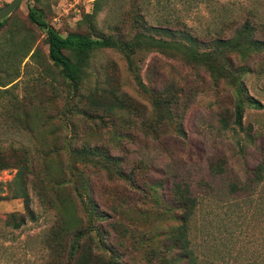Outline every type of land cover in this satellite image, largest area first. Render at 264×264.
I'll return each instance as SVG.
<instances>
[{"label":"rangeland","instance_id":"1","mask_svg":"<svg viewBox=\"0 0 264 264\" xmlns=\"http://www.w3.org/2000/svg\"><path fill=\"white\" fill-rule=\"evenodd\" d=\"M8 1L0 0V7ZM32 5L40 7L62 35L91 31L87 13L93 15V27L100 34L129 37L139 15L156 37L161 36L159 27L171 28L174 34L165 36L171 47L139 51L134 57L146 91L123 55L113 50L90 55L83 88L124 93L146 107L150 118L151 90L159 95L166 82L183 86L185 95L192 93V102L178 118L161 108L171 119H163L158 138L142 128L136 112L129 114L136 122L132 128H123L124 119L101 116V120L94 113L68 120L62 114L64 100L52 90L61 93V85L52 75L45 32L27 18ZM11 19L12 25L0 33V77L5 82L0 85V139L14 140L4 145L9 166L0 170V264H73L72 229L79 227L84 231L79 239L91 237L94 251L106 253V264H111L112 252L127 264H148L143 251L153 245L162 249L175 223L177 210L169 202L168 190L173 179L186 182L199 195L191 234L199 264L251 263L257 254L264 255V182L256 186L249 182L264 141V50L245 59L235 52L232 64L212 73L203 62H188L174 48L184 42L190 45V36L199 51L212 50L214 39L233 40L245 24L254 28L251 39L264 41V0H23ZM26 29L33 45L28 56L21 57L11 45ZM33 50L37 55L31 58ZM9 57L18 77L7 83ZM26 89L34 97H23ZM246 94L262 106H246L237 126L234 105ZM39 100L45 103L43 109ZM28 101L38 105L39 112L24 113L30 105L21 103ZM23 118L29 128L17 129ZM179 122L185 131L182 139L174 132ZM107 151L121 160L105 159ZM20 163H27L28 182L36 183L41 193L28 186L33 218L28 217L23 198L13 197ZM119 168L134 182L121 179ZM218 168L220 172H214ZM154 190L160 194L158 205L151 195ZM85 199H92L94 207ZM96 206L108 217L93 215ZM11 215L15 219L23 215L24 223L14 227ZM58 223L72 232L61 233L56 241L52 230ZM240 255L246 259L237 258Z\"/></svg>","mask_w":264,"mask_h":264},{"label":"trees","instance_id":"2","mask_svg":"<svg viewBox=\"0 0 264 264\" xmlns=\"http://www.w3.org/2000/svg\"><path fill=\"white\" fill-rule=\"evenodd\" d=\"M18 6L14 9V11ZM13 11V12H14ZM13 12L0 21V33L3 30H7L11 25V16ZM88 23L90 24L91 31L82 30H71L65 35H62L57 29L51 26L43 15V11L40 7L32 5L28 8L27 18L31 24L36 25L40 29L44 30L45 38L44 42L47 45V56L51 64L52 69H55V74L52 73L53 77L61 85V93L58 89L52 88L56 97H60L64 100V109L62 114L70 120L72 115H79L82 117H92L91 113L101 119V116L114 117L115 119H124V127H134L136 124L133 116L129 115L130 112H136L142 120L140 125L145 130L147 129L156 138L160 136V126L163 122L164 113H161V108H167V115L170 117L178 118L180 113L189 106L192 102L191 96L185 95L183 93V86L175 84L174 81L166 82L162 85V90L160 94H154L151 90V98L153 105V118L148 117L146 110L141 104L133 100L131 97L124 93H118L115 89L109 88L102 90H84L83 81L86 76L85 68L87 67L90 55L98 50H113L122 54L125 58L129 70L132 72L137 83L143 87V90H147L146 86L141 82L139 77V65L135 62L134 57L139 51L150 50L151 48H156L159 51H164L169 48L170 41H168L165 36H171L174 34L169 27H159L162 30L161 36L155 35L153 33V28L148 27L147 21L142 15H139L134 19L132 34L129 37H124L118 32L114 34H100L96 32L93 27L91 17L92 14L87 13L86 15ZM254 28L249 24H245L243 30L238 32L233 40H224L221 38L214 39L215 43L212 50L199 51L198 47H195V38L188 36V33H184V36H188L187 45L185 42L180 44V47L175 46V51H180L183 53L184 57L188 62H193L192 60L201 61L204 63L206 69L212 73L217 70L228 66L233 63L232 55L237 52L240 58L245 59L247 54L256 51L264 50V41H256L251 39ZM33 45L32 33L26 29V32L22 35L19 42L12 44V50L18 51L21 57H26L30 53ZM10 50V48H9ZM8 50V51H9ZM7 54H10L8 52ZM37 55V50H33L30 55L31 58ZM13 57L5 59L9 63V70L6 72V82L9 83L18 77V70L11 62ZM214 58L216 60H214ZM199 63V62H197ZM249 71V69H246ZM49 72V71H48ZM0 85H5L0 77ZM34 92L30 94V91L26 89L23 97L32 98L34 97ZM32 95V96H31ZM51 97V96H47ZM52 99V97H51ZM50 99V100H51ZM38 105L43 109L45 103L39 100ZM44 103V104H43ZM23 106L29 104L30 107H25L23 112H39V107L33 101L22 102ZM261 107V103L258 99L247 95L245 97H239L236 99L234 105V124L241 126V119L243 116V111L245 107ZM30 109V110H29ZM225 115V114H224ZM227 116V115H226ZM24 117H28L25 115ZM136 117V115H135ZM168 117V118H170ZM222 117V116H221ZM153 124L151 123L152 120ZM171 119V118H170ZM102 120V119H101ZM28 121L23 118L21 123H17L15 127L17 129L29 128L27 126ZM122 127V126H121ZM175 134L180 138L185 137V131L182 123H178L174 126ZM13 139H0V170L5 169L9 166L8 159L5 157L7 147L5 143H13ZM4 146V147H3ZM9 148V147H8ZM107 158L115 157L111 155L108 151ZM79 155H82L80 153ZM105 157V154H102ZM111 156V157H110ZM119 157H115L114 161H120ZM110 164L111 161H106ZM214 172H220V169L214 170ZM29 173V167L27 163H20L18 165L17 173L14 177V181L18 185V189L14 191L13 197H21L24 201V206L27 211V215L33 218V210L31 209V201L28 193V186L34 188L36 193H40L39 187L34 182H28L27 174ZM117 175L124 180H129L134 182L131 175H126L125 171L121 168L118 169ZM250 185L256 186L258 183L264 182V141L261 146V159L255 165L251 171ZM140 188V187H138ZM78 195L83 199L81 191L76 189ZM169 190V202L173 209L177 210V215L175 216V223L173 224L171 231L167 237V241L163 244L162 249L153 245L147 250L143 251L146 256L148 264H178L183 261L184 264H199L197 262V255L192 247L191 234L194 228V218L199 205V195L195 194L190 188L189 184L176 179H173ZM245 190V189H244ZM2 186L0 184V198L2 197ZM242 193V192H241ZM41 194V193H40ZM155 204L161 202L160 194L154 190L151 193ZM85 198V197H84ZM86 200V199H85ZM87 201V200H86ZM90 199L89 205L94 207ZM86 204L85 201H82ZM89 210V209H88ZM92 214L99 217V219H104L108 217L105 213V209H98L96 206L92 210ZM12 216L11 224L14 227H19L24 223L25 217L20 215L18 218ZM74 233V239L70 245V251L73 258V264H106L107 255L106 253H97L94 251L92 246L91 237L90 240L79 239L80 235H83V227L77 229H72ZM54 233L55 240H61L59 236L61 233L72 232L70 227L64 223H58L52 230ZM59 238V239H58ZM243 255L237 256V258H242ZM245 258V257H243ZM258 258V259H257ZM246 259V258H245ZM253 262L243 263L239 261V264H264V255L257 254L254 256ZM257 261V262H256ZM111 264H127L122 262L117 258L116 255L111 254L109 258V263Z\"/></svg>","mask_w":264,"mask_h":264},{"label":"water","instance_id":"3","mask_svg":"<svg viewBox=\"0 0 264 264\" xmlns=\"http://www.w3.org/2000/svg\"><path fill=\"white\" fill-rule=\"evenodd\" d=\"M23 0H9L0 7V21L9 16Z\"/></svg>","mask_w":264,"mask_h":264}]
</instances>
